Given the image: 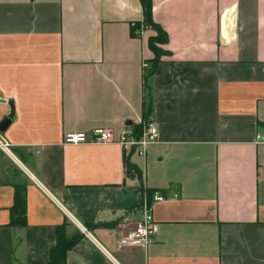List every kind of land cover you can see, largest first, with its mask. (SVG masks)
<instances>
[{
    "label": "crops",
    "instance_id": "0c3cea01",
    "mask_svg": "<svg viewBox=\"0 0 264 264\" xmlns=\"http://www.w3.org/2000/svg\"><path fill=\"white\" fill-rule=\"evenodd\" d=\"M151 4L169 53L146 90L140 0H0V264L47 261L63 221L83 234L65 264H264V0ZM147 101L159 134L143 153L63 142L118 135ZM145 201L153 242L117 247Z\"/></svg>",
    "mask_w": 264,
    "mask_h": 264
},
{
    "label": "trees",
    "instance_id": "16d2710c",
    "mask_svg": "<svg viewBox=\"0 0 264 264\" xmlns=\"http://www.w3.org/2000/svg\"><path fill=\"white\" fill-rule=\"evenodd\" d=\"M143 20L142 26H149L153 31V34L149 35L147 38V46L152 52L153 56L148 60V65L143 70V82L145 89L148 90V79L156 71L160 61L161 56L169 53L162 46L167 42V33L162 29V27L153 21L151 10L152 4L151 0H140ZM141 25L140 22H134L131 25V35H137L135 30ZM151 115V104L149 101L143 103V113L142 121L133 126V132L135 137H139L142 127L147 124L150 120ZM129 154H124L125 169L127 172L133 171L138 173L137 167L131 163L128 159ZM10 210V224L12 225H24L26 221V201L24 197V187L15 185L14 186V197L13 204L9 208ZM71 224L67 221H63L61 224L57 225L55 228V242L49 249L48 259L43 263L35 264H65L67 251L82 237V233L76 229L72 228L68 231V227Z\"/></svg>",
    "mask_w": 264,
    "mask_h": 264
},
{
    "label": "built area",
    "instance_id": "2783aa9c",
    "mask_svg": "<svg viewBox=\"0 0 264 264\" xmlns=\"http://www.w3.org/2000/svg\"><path fill=\"white\" fill-rule=\"evenodd\" d=\"M143 28L150 29L149 26L137 29L135 32L140 33ZM148 63L143 62V69ZM158 129L154 122L149 121L144 124L137 138L134 135L133 127L125 126L118 135H115L110 128H96L89 135L85 132L66 133L63 138L65 144H77L83 142L96 143H118L124 152L136 151L143 153L145 145L154 142L158 138ZM257 141L264 143V129L257 133ZM0 147L8 150V144L0 137ZM161 193H154L152 200H162ZM155 221L151 214V204L145 201L142 204V216L131 227L123 230L117 236V247L147 246L154 240Z\"/></svg>",
    "mask_w": 264,
    "mask_h": 264
},
{
    "label": "water",
    "instance_id": "95a60500",
    "mask_svg": "<svg viewBox=\"0 0 264 264\" xmlns=\"http://www.w3.org/2000/svg\"><path fill=\"white\" fill-rule=\"evenodd\" d=\"M7 122H8V119H5L2 124L7 123ZM0 129H1V126H0Z\"/></svg>",
    "mask_w": 264,
    "mask_h": 264
},
{
    "label": "rangeland",
    "instance_id": "374dc122",
    "mask_svg": "<svg viewBox=\"0 0 264 264\" xmlns=\"http://www.w3.org/2000/svg\"><path fill=\"white\" fill-rule=\"evenodd\" d=\"M163 47V46H162Z\"/></svg>",
    "mask_w": 264,
    "mask_h": 264
}]
</instances>
